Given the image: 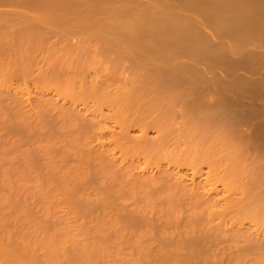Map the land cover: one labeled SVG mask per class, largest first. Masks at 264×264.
<instances>
[{
    "label": "rangeland",
    "instance_id": "374dc122",
    "mask_svg": "<svg viewBox=\"0 0 264 264\" xmlns=\"http://www.w3.org/2000/svg\"><path fill=\"white\" fill-rule=\"evenodd\" d=\"M2 1L0 264H264V96L214 117L201 87V120L83 13L30 39L35 8ZM185 57L192 87L224 74Z\"/></svg>",
    "mask_w": 264,
    "mask_h": 264
},
{
    "label": "bare ground",
    "instance_id": "6f19581e",
    "mask_svg": "<svg viewBox=\"0 0 264 264\" xmlns=\"http://www.w3.org/2000/svg\"><path fill=\"white\" fill-rule=\"evenodd\" d=\"M8 1L9 3L17 4L20 2L22 4L23 1V4H26L27 7L30 8L32 6L31 8L33 10L35 8L37 15H35L36 17L34 16V20H32V18H24L25 16L17 17L18 22L20 20L22 24L26 23L25 29L28 25H30L28 27L31 29V26L36 23L35 21H40L41 23L43 21L50 22V25L52 23L59 24L63 22L64 18H67V15L70 17L69 14L72 16L75 14H77L76 16H80V14L83 13L80 17L81 21H79V25L77 24L78 20H76V18L74 19V21H76L75 28H79V30L86 29L82 24L85 25L87 22L97 30L102 29L101 31L103 32L108 30V35L112 33L108 39H118V42L115 41V39H113L112 42L115 41L114 43L119 46L123 45L122 47L129 57H132V59L134 58L136 61L142 60L141 62H145L146 60L151 63H149L150 65H155L152 70L153 72L150 71L152 72L151 78H153L152 80L156 83L154 84V81H150L149 83L152 82V85L157 84L159 88L163 87L167 91L168 89L166 88H169V91L171 90L172 92V90L177 91L179 86L184 87L185 85H192H190V81L188 82V79L185 78L187 77L186 71H188V69L191 70V68L188 67L194 65L191 64L190 58L193 59L192 62H194V60H201L199 62L203 63L202 61H204L205 64H203L206 67L208 66V72H212L210 71L211 69L222 67L224 74L228 77V79L226 78L227 80H222L225 78L224 74V76L219 75L223 76L222 78L217 76V74H213L211 78H206V73L203 74L200 71L196 74V80L198 82L196 83V87L195 85H193L194 87L191 86L192 91L188 86L187 89L189 91L185 89L190 92L191 97L189 96L188 98L185 95L183 96L185 100H183L185 102L184 104H186L188 100L195 99L196 96L202 98V95H198L204 93L202 92L204 88L201 89V87L206 88L211 84V86L215 87L218 91L215 95L213 93L214 90L210 86L213 90L210 91V94L213 93L216 98L213 99L215 101L219 100L218 102H220L219 105L218 102L216 103L218 106L214 104L216 108L213 109V114L210 112L214 117L223 112L225 113V110H230V113L232 112L236 117L238 113L236 114V110L234 109L233 111L232 109L239 106H235L237 102L235 103L234 101L238 99V104H245V106H247L248 103H243V100L240 99L242 96L239 97V95L247 94V99L259 96L260 100H262L261 97L264 96V0H175L174 5H172L173 3H166L164 0H149L147 3H143L142 1V3H140L138 0H19V2L18 0H7V2ZM2 3L4 2L2 1ZM38 8L39 10H37ZM198 18L203 20L202 23L201 21L199 22L200 19ZM106 19H109V21H106ZM22 20L24 22H22ZM67 20L68 19L64 21L67 22ZM71 20L70 22H73V19ZM82 21H84L85 24L81 23L82 27H80V22ZM70 22L64 24L71 25ZM73 24L71 26H73ZM204 25H207V32H209L208 28L210 27L209 30L211 29L210 32L212 34H210V32L209 34L205 31L203 32V30L206 29ZM35 27V25L32 27L33 31H38V29L35 30ZM88 27H90V25ZM28 29L25 30L26 32L24 31V34H26L27 31L29 32ZM33 31L25 36H28V38L30 37V39L34 38V36L38 37L34 35ZM211 36H213V38L215 37V39H211ZM179 55H186V60H190H187V63L190 62V64L187 65L190 66L185 64L186 60L184 61L185 63L182 61V63L177 62L178 64L176 63L173 65V63L176 62L173 61L176 60ZM194 68H196V66ZM197 69L198 67L196 70L194 69L195 72L193 70V73H196ZM183 74H185L184 77ZM173 87H177V89H173ZM159 88H157L156 91ZM200 89L202 91H200ZM206 90L207 89H205V91ZM158 93L160 94V92ZM176 95L178 96V93ZM187 95H189V93ZM234 97L237 98L233 101L232 98ZM173 98H176L175 95ZM202 99L201 101L197 99L200 102H196V100L191 101L194 103L196 102L195 104L198 103L200 105H198V108L200 109L203 104L204 107L205 105H209V102L207 104V101H202ZM262 101H264V99ZM254 102L258 103L257 101ZM28 103L27 101V104ZM190 103L192 102L188 103L189 107L187 104L186 106L196 111L195 109L198 108H194L195 105L192 107L193 105L191 106ZM232 103L235 104L233 105ZM255 103H253L254 106ZM229 104H232L234 107H232V109L228 108ZM248 108L250 109L252 106ZM248 108L247 110H249ZM200 110L196 112H200L201 115L203 113L207 114L208 112H202ZM250 111L253 110L250 109ZM261 111L262 110H260V113ZM231 114L230 116L233 117V114ZM204 115L199 119H204ZM213 116L211 117L215 119ZM231 117L229 118L228 114V120L232 119ZM234 120L233 118L231 123L234 124ZM234 125L236 126V124ZM258 129L256 130L255 128L257 133L259 132ZM236 133H238V131ZM260 135L262 134H259V136ZM194 241L195 249L198 241ZM191 243L193 247V241ZM192 249L193 248L190 250Z\"/></svg>",
    "mask_w": 264,
    "mask_h": 264
}]
</instances>
